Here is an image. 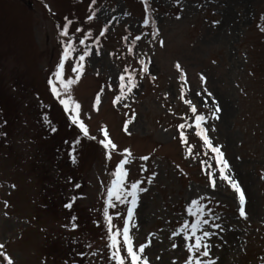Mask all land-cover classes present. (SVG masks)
Listing matches in <instances>:
<instances>
[{"label":"rangeland","instance_id":"1","mask_svg":"<svg viewBox=\"0 0 264 264\" xmlns=\"http://www.w3.org/2000/svg\"><path fill=\"white\" fill-rule=\"evenodd\" d=\"M90 3L0 0V253L13 264H115L106 247L102 209L112 173L129 149L125 185L139 180L147 189L139 194L129 235L134 251L146 245L149 264H185L190 254L185 245L194 238L184 241L180 229L185 221L195 222L187 208L200 197L208 199L204 205L212 215L206 218L220 225L205 226L215 235L204 259L264 264V0H149L158 36L152 35L151 23L142 24V0H96L91 8ZM65 17L74 21L70 34L83 29L75 33L72 65L86 47L93 50L72 93L81 105L80 119L96 139L71 122L47 83L62 55L59 32ZM89 31L92 36L79 44ZM177 62L186 80L180 79ZM129 74L137 87L113 103L120 76ZM74 77L66 61L65 79ZM101 89V104L95 105ZM216 104L218 119L212 116ZM197 114L206 117L202 126L213 146H222L231 166L226 174L245 193L246 219L239 215L238 194L227 181L220 182L216 154L196 134ZM102 139L117 148L105 149ZM76 140L73 163L69 153ZM210 173L218 181L215 188ZM114 203L109 214L122 243L130 205ZM0 264H7L3 256Z\"/></svg>","mask_w":264,"mask_h":264},{"label":"snow or ice","instance_id":"2","mask_svg":"<svg viewBox=\"0 0 264 264\" xmlns=\"http://www.w3.org/2000/svg\"><path fill=\"white\" fill-rule=\"evenodd\" d=\"M142 2L145 5V13L146 16L144 20L142 21L143 25H149L152 24V35L158 36L159 35V29L156 27L155 20L151 17V6L149 4V0H142ZM96 3V0H91V3L89 7L91 8ZM175 4H180V0H174ZM95 11H93L90 15H88L87 19L91 21L95 18ZM177 19H180V16L176 17ZM65 22L62 26L61 31L59 32V38L61 39L62 43V55L60 57V60L56 66L55 71L52 73L51 77L48 79L47 83L51 88L52 94L58 99L59 104L62 105L64 113L68 114L71 122L73 124H76L79 126V128L83 131V134L85 136H88L90 139H96L94 136H89V130L84 124V122L80 119L81 115V105L79 102H77L72 93V86L78 84L81 75L84 71V64L85 58L90 56L93 52L91 48H85L82 52V54L78 55V58L76 59V62L74 65L71 63V58L74 53H76V46L74 44L75 40V33H82L83 29L80 27L75 28V31L70 34V27L74 24V21L69 19L68 17H65ZM220 21H212L213 25L219 24ZM108 29L105 28L101 35L104 34V31H107ZM92 36V33L89 31L83 39L79 40V44H84L85 40L90 38ZM64 38H67V40H64ZM141 39V36L137 35L135 37V41H139ZM135 41L133 43H135ZM160 45L163 46V41H159ZM129 51H132L131 48H129ZM98 54V52H97ZM69 62L70 64V71L71 73H75L74 78H67L65 79V62ZM140 64L143 65V71L147 73L149 71L147 63L145 60H141ZM176 69L181 70V65L179 62L175 64ZM127 72V69H125ZM181 80H186V74L183 73L181 70L180 75ZM202 82L206 83V78L201 75L200 77ZM127 80V83L125 82ZM120 82V92L119 95L116 96L113 103L119 102L126 98L127 93H130L133 88L137 87L136 78L129 74L127 77L124 75H121L119 78ZM127 90V91H125ZM104 89H101L100 92L97 93L95 97V105L101 104V94L103 93ZM197 96H200V93H196ZM208 97L212 96L211 92H207ZM188 104H191V101H185ZM94 105V106H95ZM127 107V105H125ZM191 111L193 113L197 112V108L193 105L191 107ZM221 111L218 104L215 106V110L212 112V116L215 119H218L219 116L217 113ZM46 122L51 126L52 121L48 119L47 116H45ZM206 121V117L203 114H197L195 115V122L194 127L196 130V134L198 136H201L203 139V143L206 147L210 148L213 153L216 154L217 157V164L219 165V177L220 182L227 181L235 193L238 194V207H239V215L240 217L247 218L246 212H245V193L242 190L239 182L229 173L226 174V170L230 169V164L228 160L225 158V154L221 150L222 146H213V141L209 138V136L206 134L207 129L202 126V123ZM131 120L125 121L124 124V131H128V124L131 123ZM5 123H7L5 121ZM180 128H184L185 125L181 124L179 125ZM188 127H192V125H188ZM51 130L54 132L56 131L55 127H51ZM214 130V129H213ZM104 137H108V132L106 128L102 129ZM6 135V133H4ZM181 140H184V134L181 132L180 134ZM80 143L79 140L74 141L73 147L71 149V152L69 153V156L73 163H76V156L73 154L76 152L75 145H78ZM100 143L103 144L105 149H116L117 145L113 143L111 139H102L100 140ZM189 152H191V149H189ZM124 154H126L125 159H121L116 166L115 171L112 173V175L115 177L111 181V186L107 189V199L105 201L106 206L103 207L102 213L104 218V224L106 226V236H107V244L106 247L111 250V256L110 259L115 262V264H149L148 258L145 254V244H140L138 251H134L133 248V239L129 235V224L130 221L133 219L134 210L138 206V200H139V194L141 192H146L147 189L142 187L141 181L137 180L135 182H132L130 186L125 185V178L127 177L128 173L125 170V164L128 163L127 157L131 156V152L129 149H124ZM109 159H111V153L109 152ZM140 159L147 161L149 159L148 156H143ZM143 171H147V168H143ZM155 176V173L152 174L151 177L148 178L147 182L151 183L152 178ZM213 174H209V178L211 179V186L213 188L218 186V181L215 179H212ZM76 188H79L80 185L76 184L74 185ZM130 197V199H129ZM115 201H119L120 204H127L130 205L127 207V219L123 220L122 225V235H123V241L122 243L118 240V237L121 235L120 229L115 228L114 230V223H113V216L109 214V210L116 207ZM76 199L75 196L71 198V202L65 204L66 208L72 207V202H74ZM203 197H200V199H192L190 205L187 208V212L190 216L195 218V222L191 223L190 225L185 221L183 227L180 229V232H183V240L184 241H191L194 238V243H187L185 247L188 250V253H190L186 260L185 264H215L214 261L210 259H204L210 257L211 250L213 248L212 238L214 237L215 233L210 230V228H220L219 224L211 223L209 219L206 217L209 215H212L211 211L207 209L206 205H204L201 201L203 200ZM5 205L7 206V202H5ZM73 221L76 220V217H72ZM219 219V217H217ZM97 226L99 227V222H96ZM205 226H210V228H206ZM78 225L76 223L72 224V228L76 229ZM174 236H179L180 233L174 231L172 233ZM4 245L0 244V249H2ZM88 247H91V245H88ZM173 248H176L177 245L173 243ZM122 250L124 251V255H121ZM81 256H84L85 253L81 252L78 253ZM93 256H96L97 253L93 252ZM0 256H3L4 260L7 261V264H13V261L11 257H9L6 253H0ZM143 257V258H142Z\"/></svg>","mask_w":264,"mask_h":264},{"label":"trees","instance_id":"3","mask_svg":"<svg viewBox=\"0 0 264 264\" xmlns=\"http://www.w3.org/2000/svg\"><path fill=\"white\" fill-rule=\"evenodd\" d=\"M143 7V6H142ZM143 9H144V7H143Z\"/></svg>","mask_w":264,"mask_h":264}]
</instances>
